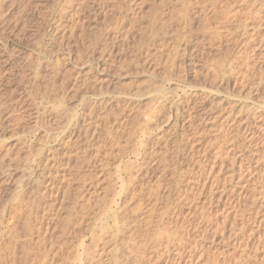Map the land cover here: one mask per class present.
<instances>
[{"label": "rangeland", "instance_id": "obj_1", "mask_svg": "<svg viewBox=\"0 0 264 264\" xmlns=\"http://www.w3.org/2000/svg\"><path fill=\"white\" fill-rule=\"evenodd\" d=\"M263 1L0 0V263L72 264L87 205L95 238L113 231L112 211L126 203L120 165L142 183L165 175L163 219L146 243L172 224L196 244L180 264H264ZM67 125L80 130L76 156L66 135L61 146L53 138ZM85 130L91 145L101 134L100 154L85 151ZM85 153L101 173L81 196ZM161 249V264H174L175 250Z\"/></svg>", "mask_w": 264, "mask_h": 264}, {"label": "bare ground", "instance_id": "obj_2", "mask_svg": "<svg viewBox=\"0 0 264 264\" xmlns=\"http://www.w3.org/2000/svg\"><path fill=\"white\" fill-rule=\"evenodd\" d=\"M185 0H183V2H184ZM254 1H256V0H254ZM260 1V0H259ZM262 1V0H261ZM253 2V1H252ZM264 2V1H263ZM263 2H259V3H263ZM255 3V2H254ZM182 4V3H181ZM184 4V3H183ZM189 4V3H188ZM264 4V3H263ZM185 6V5H184ZM182 7V6H181ZM263 7V6H262ZM189 8V7H188ZM186 10V9H185ZM260 10V9H259ZM182 13V12H181ZM184 13H186V12H184ZM226 14V13H225ZM248 14V13H247ZM256 14V13H255ZM183 15V14H182ZM236 15V14H235ZM225 16V15H224ZM223 16V18H225ZM246 16V15H245ZM255 16V15H254ZM185 17V16H184ZM189 17V16H188ZM243 18V17H242ZM226 19V18H225ZM232 19V18H231ZM182 20V19H181ZM188 20V19H187ZM229 20V19H228ZM240 20V19H239ZM243 20V19H242ZM161 21V20H160ZM231 21V20H230ZM235 21V20H234ZM238 22V21H237ZM240 22V21H239ZM243 22V21H242ZM246 22V21H245ZM234 23V22H233ZM235 24V23H234ZM164 25H165V23H164ZM166 26V25H165ZM185 26V25H184ZM239 26V25H238ZM153 27V26H152ZM171 27V26H170ZM234 27V26H233ZM236 28V27H235ZM120 29V28H119ZM157 29V28H156ZM165 29V28H164ZM228 30H229V28H228ZM152 31V30H151ZM156 31V30H155ZM168 32V31H167ZM232 32V31H231ZM234 32V31H233ZM145 34V33H144ZM164 34H166V33H164ZM168 34V33H167ZM229 34V33H228ZM94 35V34H93ZM95 35H97V34H95ZM146 35V34H145ZM153 35V34H152ZM150 36V35H149ZM97 37V36H96ZM264 37V36H263ZM100 38V37H99ZM106 38V37H105ZM97 39V38H96ZM95 39V40H96ZM108 39V38H107ZM147 39V38H146ZM101 42V41H100ZM244 46V45H243ZM160 48H162V47H160ZM158 49V48H157ZM91 50V49H90ZM96 51V50H95ZM245 51V50H244ZM3 54V53H2ZM93 57V56H92ZM98 57V56H97ZM91 58V57H90ZM99 58V57H98ZM236 58V57H235ZM240 58H242V57H240ZM95 59V58H94ZM96 60H98V59H96ZM90 64V63H89ZM239 64V63H238ZM94 65V64H93ZM89 66H91V65H89ZM93 69V68H92ZM91 71V70H90ZM106 71V70H105ZM102 72V71H101ZM86 81H87V79H86ZM92 83V82H91ZM78 85V84H77ZM93 85V84H92ZM80 87V86H79ZM100 88V87H99ZM148 89V88H147ZM157 89V88H156ZM183 90V89H182ZM100 91V90H99ZM145 91H146V89H145ZM160 91V90H159ZM142 92V91H141ZM153 92V91H152ZM183 92V91H182ZM119 93V92H118ZM161 92H159V94H160ZM90 94V93H89ZM87 95V94H86ZM119 95V94H118ZM136 95V94H135ZM156 95V94H155ZM164 95V94H163ZM168 96V94H165L164 96ZM170 95V94H169ZM120 96V95H119ZM128 96V95H127ZM160 96V95H159ZM132 97V96H131ZM156 98V97H155ZM158 98V97H157ZM166 98H168V97H166ZM165 98V99H166ZM157 100V99H156ZM164 100V99H163ZM169 99H167V101H168ZM151 101H152V99H151ZM91 102V101H90ZM153 102V101H152ZM163 102V101H162ZM172 103V102H171ZM160 104H162V103H160ZM164 104V103H163ZM162 104V105H163ZM182 104V103H181ZM153 105V104H152ZM151 105V106H152ZM161 106V105H160ZM159 106V107H160ZM88 107V106H87ZM156 107V106H155ZM155 107L153 106L152 107V109L154 108L155 109ZM164 107V106H163ZM166 107V106H165ZM194 107V106H193ZM193 107L191 106L190 108H188V109H193ZM159 109V108H158ZM169 109V108H168ZM176 109V108H175ZM156 110V109H155ZM160 110V109H159ZM162 110V109H161ZM160 110V111H161ZM186 110V109H185ZM189 110V111H190ZM166 111V110H165ZM162 112V111H161ZM163 112H164V110H163ZM151 113V112H150ZM154 113V112H153ZM193 113V112H192ZM91 114H93V113H91ZM147 115V114H146ZM159 115V114H158ZM158 115H156V116H158ZM163 115V114H162ZM200 115V114H199ZM71 116V115H70ZM87 116V115H86ZM147 118V122H152V120H157V118H155L154 116H153V114L151 113V114H149L148 115V117H146ZM163 118V117H162ZM159 119V118H158ZM190 119V118H189ZM183 120V119H182ZM79 121V120H78ZM59 122V121H58ZM61 122V121H60ZM65 122V121H64ZM86 122H87V120H86ZM127 122V121H126ZM176 122V121H175ZM78 123V122H77ZM88 123V122H87ZM70 124V123H69ZM144 124V123H143ZM182 124V123H181ZM74 125H75V123H74ZM73 125V126H74ZM122 125V124H121ZM192 125V124H191ZM68 126V127H67ZM66 127L67 128H62V129H65V130H62V131H60L61 132V134L60 133H57L56 134V136L55 137H53L54 138V141L56 142V140L58 141V143L60 144V146H61V144H63V139H64V136H65V138H67L68 139V141H67V143H65L64 144V146L65 145H67V147L66 148H70L71 150L69 151V153L68 154H72V152H74V154H75V156L77 155V153H79V150H78V152H77V149H78V147H79V144H81L82 142L80 141V139H79V134H80V128L78 129L79 130V133L77 132V131H71V129L72 128H70L71 126H69V125H67ZM100 126V125H99ZM87 128H89V127H87ZM140 128V127H139ZM147 128V127H146ZM154 128V127H153ZM185 128H187V127H185ZM190 128V127H189ZM74 129V128H73ZM72 129V130H73ZM118 129H119V127H118ZM125 129V128H124ZM56 130H57V128H56ZM87 130V129H86ZM85 130V132H86V139L85 140H87L86 141V152L88 151V149H91L93 146H96V150H97V154H100L101 153V151H102V149L106 146L105 145V142H104V140H103V138H101L102 136H101V134H98V136L97 137H95L94 139L92 138V136H91V138H92V141H94L95 142V144H93V145H91L90 144V142L91 141H89V138H88V136H90V135H88V131H86ZM97 130V129H96ZM140 130H142L141 128H140ZM143 130H145L144 128H143ZM142 130V131H143ZM138 131H139V129H138ZM192 131V130H191ZM244 131V130H243ZM84 132V133H85ZM93 132V131H92ZM96 132V131H95ZM94 132V133H95ZM141 132V131H140ZM83 133V134H84ZM139 133V132H138ZM78 134V135H77ZM96 134V135H97ZM136 134H137V132H136ZM140 134V133H139ZM55 135V134H54ZM94 135V134H93ZM135 135V134H134ZM50 136V135H49ZM137 136V135H136ZM184 136V135H183ZM134 138V137H133ZM116 139V138H115ZM187 139V138H186ZM91 140V139H90ZM136 140V139H135ZM134 140V141H135ZM66 141V140H65ZM71 141V142H70ZM112 141V140H111ZM170 141V140H169ZM211 141V140H210ZM93 142V143H94ZM139 142V141H138ZM142 142V141H141ZM114 144V143H113ZM139 144V143H138ZM215 144H217V143H215ZM83 146V145H82ZM112 146V145H111ZM50 147V146H49ZM115 147V146H114ZM47 148V147H46ZM54 148V147H53ZM61 148V147H60ZM82 148V147H81ZM80 148V149H81ZM144 148V147H143ZM218 148V147H217ZM47 149H49V148H47ZM82 149H84V147L82 148ZM219 149V148H218ZM54 150V149H53ZM206 150V149H205ZM49 151V150H48ZM51 152H53V151H51ZM68 152V151H67ZM81 152V151H80ZM146 152V151H145ZM43 153V152H42ZM49 153H50V151H49ZM88 153V152H87ZM47 154V153H46ZM73 154V155H74ZM84 154V153H83ZM86 154V153H85ZM157 154V153H156ZM164 154V153H163ZM48 155V154H47ZM64 155V154H63ZM81 155H82V153H81ZM89 155V154H88ZM87 154H86V178L84 179H81L82 180V184H81V190L79 189V191H81L80 193H79V195H81L82 196V192H83V189L84 190H89V189H91L93 186L95 187H97V185H99V179H96L98 176H99V174L101 173H97V172H95L94 171V169L96 170V167H97V161L95 160L94 162H90L93 158H91V160H90V158H89V156H88ZM217 155V154H216ZM51 157H52V159L55 157H53L52 155H50ZM57 156H58V154H57ZM80 156V155H79ZM83 156V155H82ZM99 156V155H98ZM158 156V155H157ZM209 156V155H208ZM60 157V156H59ZM144 157V156H143ZM142 157V158H143ZM48 159H50V160H52L51 158H49V157H47ZM47 158L45 159V162H47ZM214 158V157H213ZM39 159V158H38ZM95 159V158H94ZM198 159V158H197ZM33 161H35V160H33ZM49 161V160H48ZM53 161V160H52ZM194 161H196V160H194ZM209 161V160H208ZM36 163V162H35ZM50 163V162H49ZM56 163V162H55ZM100 163V162H99ZM47 164H48V162H47ZM52 164V163H51ZM101 164H102V162H101ZM100 164V165H101ZM148 164V163H147ZM49 165V164H48ZM37 166V165H36ZM42 166V165H41ZM51 166V165H50ZM141 167H142V165H140ZM47 167V166H46ZM52 167H54V166H52ZM100 167V166H99ZM102 167V166H101ZM104 167V166H103ZM102 167V168H103ZM153 167V166H152ZM156 167V166H155ZM165 167V166H164ZM126 168H127V165H126V167L124 168L125 170H126ZM138 169V171L137 172H139V171H141V170H143V169H141L140 170V167H137ZM196 167H194V169H195ZM198 168V167H197ZM196 168V169H197ZM129 169V168H128ZM152 169V168H151ZM156 169V168H155ZM154 169V170H155ZM165 169V168H164ZM195 169V170H196ZM102 170V169H101ZM100 170V171H101ZM153 170V171H154ZM55 171V170H54ZM59 171V170H58ZM91 171L92 172H94L93 174H91ZM165 172V171H164ZM197 172V171H196ZM208 173H207V178H208V175H209V171H207ZM130 173V172H129ZM145 173H147V172H145L144 171V174ZM159 173V172H158ZM57 174V173H56ZM98 174V175H97ZM125 174V172L123 173V170H122V167L120 166V165H118L117 167H116V170H115V173H114V175L116 176L115 177V180L119 183V184H121V186H120V191H121V195H122V197L124 198V200H125V205H123V206H119V210L118 209H116L115 211H112L113 212V216H111V217H113V219H114V221H112V223H114V225H113V231L111 230L110 231V228H108L107 227V229L106 230H108L107 231V233H108V235H107V233H104V232H101L102 231V229H103V227H104V229H105V226H100V231H99V233H101V234H98L97 232H96V238H95V236L93 235L94 233V231L92 230V217L90 216V213H88V212H90V211H88V209H90V208H88V206L89 205H87L85 208H84V215H85V219L86 220H84V222H82V223H80V224H83V228L84 227H86L85 229L87 230H85V229H83L84 231H86V232H88V233H90L91 234V239H88V240H90L91 242H89V243H87V245H86V232L85 233H83V235H81V236H79V239H78V241H76V243L75 244H77V245H75V244H73V245H75L74 247V249H75V253L73 254V250H72V254L71 253H69V254H71L72 255V264H74V263H76V262H74L75 260L76 261H78L79 263H77V264H161L163 261L161 260V254L159 255L158 253H160V251L158 250L159 249V247L160 246H162V249L163 248H165V250L166 249H168L169 251L170 250H172V249H174L175 250V253H173L174 254V256H172V257H170V259H168V257H167V259L168 260H172L171 258H173V260L175 259L176 260V262L175 261H173L174 262V264H177V263H181L182 262V259L180 258V256L181 255H185V254H189V255H194V249H195V245L196 244H190V243H188L189 242V229H187V228H185V230L184 229H182V228H184V227H182V226H180L181 227V230L179 229V230H177V228L176 229H174V226H172V224L170 225L171 227H172V229L170 228V227H164V232H162V233H160V238L158 239V237L156 238V241H157V239L159 240V241H155V242H151L150 240H148V241H150V243H146V240H147V235L149 234H147V232L152 228V223L155 221V219H157L158 221L159 220H161V219H163L162 217V215H163V213H162V211H163V207H165V206H163L164 205V203L163 202H160V198H157V195H159L158 193H157V189H159L160 190V188L161 187H159L160 185H163V180H164V178H165V175H164V173H159L157 176H155V180L154 181H144L143 183L142 182H139L140 180H139V175H132V174H128V175H124ZM135 174V173H134ZM139 174H142L141 172L139 173ZM150 174V173H149ZM50 175V174H49ZM146 175V174H145ZM155 175V174H154ZM74 176V175H73ZM97 176V177H96ZM101 176V175H100ZM144 176V175H143ZM149 176V175H148ZM212 176V175H211ZM78 178L79 177V175L78 176H76L75 175V177L74 178ZM81 177V176H80ZM83 177V176H82ZM154 177V176H153ZM62 178V177H61ZM73 178V177H72ZM76 178V179H77ZM140 178H142V177H140ZM207 178H205L206 180H207ZM145 179H147V178H145ZM210 179V178H209ZM79 180V179H78ZM142 180V179H141ZM179 180V179H178ZM205 180V181H206ZM187 181H190V182H198V181H200L199 179H196L195 177L192 179H188ZM202 181V180H201ZM179 182V181H178ZM85 183H86V186H84L85 185ZM200 183V182H199ZM198 184V183H197ZM204 185V184H203ZM67 186V185H66ZM59 187V186H58ZM85 187V188H84ZM67 190V191H66ZM64 191H66L67 192V194H68V191H69V188L68 189H66L65 188V190ZM57 192V191H56ZM51 193V192H50ZM97 193V192H96ZM99 193H101V192H99ZM168 193V192H167ZM178 193V192H177ZM187 193V192H186ZM23 195V194H22ZM25 195V194H24ZM32 195V194H31ZM64 195H65V193H64ZM120 195V194H119ZM159 196H162V195H159ZM168 196V195H167ZM30 197V196H29ZM50 197V196H49ZM54 197H56V196H54ZM120 197V196H119ZM27 199V198H26ZM18 200V199H17ZM21 201H22V199H20ZM166 200V199H165ZM26 202V201H25ZM35 203V202H34ZM95 203V204H94ZM93 203V205L94 206H98L99 205V203H100V201L98 202V203H96V202H94ZM22 204V203H21ZM18 205V204H17ZM20 205V204H19ZM93 205H91V208H92V206ZM122 205V204H121ZM25 206H27V204L25 205ZM31 206V205H30ZM114 206H116V205H114ZM128 207H131V209H130V213L128 212V211H126L127 210V208ZM19 208V207H18ZM28 208V207H27ZM33 208V207H32ZM110 208H111V206H110ZM93 209V208H92ZM112 209H110V211H111ZM171 210V209H170ZM21 210H19V212H20ZM31 211V210H30ZM29 211V212H30ZM27 212V211H26ZM33 212V211H32ZM93 212V211H92ZM126 212H128L129 213V215L127 214V215H125L126 214ZM166 212H167V210H166ZM170 213V212H169ZM177 213V212H176ZM110 214V213H109ZM167 214V213H166ZM35 215V214H34ZM91 215H93V214H91ZM94 215H95V212H94ZM94 215H93V221L97 218V215H95L96 216V218L94 217ZM105 215H106V213H105ZM108 215V214H107ZM106 215V216H107ZM173 215V214H172ZM102 215H100V217H101ZM104 216V215H103ZM175 216V215H174ZM110 217V218H111ZM12 218V217H11ZM104 218V217H103ZM107 218V217H106ZM109 218H107V220H108ZM29 220L31 221V218H29ZM97 220V219H96ZM96 220H95V222H96ZM110 220V219H109ZM29 221V222H30ZM81 221H82V219H81ZM80 221V222H81ZM98 222H100V224L101 225H105L107 222L105 221V219H99V220H97ZM103 221H105L106 223H104ZM157 222V221H156ZM156 222H155V224H156ZM164 222V221H163ZM171 222V221H170ZM9 223V222H8ZM31 224H32V222H31ZM30 224V225H31ZM80 224H78V226L80 225ZM166 224H167V222H166ZM175 224V223H174ZM26 225H27V223H26ZM107 225H108V223H107ZM165 225V224H164ZM163 225V226H164ZM29 226V225H28ZM33 226V225H32ZM98 226V225H97ZM184 226V225H183ZM14 227V226H13ZM36 227V226H35ZM154 227V226H153ZM15 228H17V227H15ZM14 228V229H15ZM37 228V227H36ZM112 228V227H111ZM157 228V227H156ZM46 229H48V228H46ZM51 229V228H50ZM153 229H155V227L153 228ZM152 229V231H154ZM163 229V228H162ZM10 230H11V228H10ZM18 230V229H17ZM16 230V231H17ZM26 230H28V229H26ZM12 231V230H11ZM31 231V230H30ZM46 231V230H45ZM93 231V232H92ZM98 231V230H97ZM159 231V230H158ZM83 232V231H82ZM81 232V233H82ZM157 232V231H156ZM161 232V231H160ZM169 232L170 233H174V235H172V236H170L169 235ZM9 233V232H8ZM7 233V234H8ZM13 233V232H12ZM15 233V232H14ZM39 233V232H38ZM70 233V232H69ZM93 233V234H92ZM158 233V232H157ZM157 233H155V234H153L152 235V237L151 238H154L153 236H158V234ZM18 234V233H17ZM24 234V233H23ZM30 234V233H29ZM28 234V235H29ZM32 234V233H31ZM73 234V233H72ZM76 234V233H75ZM102 234H104V235H106L107 237H105L104 235L102 236V237H105L104 238V240H103V238H97L98 237V235H99V237H100V235H102ZM147 234V235H146ZM151 234V233H150ZM9 235V234H8ZM11 235V234H10ZM14 235V234H13ZM26 236V235H25ZM77 236V235H76ZM10 237V236H9ZM8 237V238H9ZM14 237V236H13ZM37 237V236H36ZM7 238V239H8ZM107 238V239H106ZM149 238H150V236H149ZM15 239V238H14ZM16 239H18V238H16ZM21 239V238H20ZM74 239V238H73ZM106 239V240H105ZM193 239V238H192ZM8 240H10V239H8ZM187 240V241H186ZM195 240V239H194ZM12 241V240H11ZM16 241V240H15ZM19 242H20V240H18ZM22 241V240H21ZM23 241H24V239H23ZM28 242H29V240H27ZM106 241H108V242H106ZM109 241H111V243H115V246H113L114 248H106L105 247V245L107 244V245H109L108 243H109ZM192 241V240H191ZM13 242V241H12ZM44 242V241H43ZM73 242V241H72ZM75 242V241H74ZM194 242V241H193ZM11 243V242H10ZM10 243H7L6 245L7 246H9V244ZM23 243V242H22ZM22 243H20L21 245H22ZM39 243V242H38ZM37 243V244H38ZM42 243V242H41ZM41 243H40V245H41ZM52 243H54V242H52ZM110 243V244H111ZM14 244V243H13ZM17 244V243H16ZM34 244V243H33ZM90 246H89V245ZM5 245V244H4ZM6 245H5V247L4 248H6ZM26 245V244H25ZM24 245V246H25ZM30 245H32V244H30ZM29 245V246H30ZM36 245V244H35ZM39 245V244H38ZM45 245V244H44ZM50 245V244H49ZM67 245V244H66ZM70 245V244H69ZM72 245V246H73ZM10 246H12L11 244H10ZM9 246V247H10ZM17 246H18V244H17ZM23 246V245H22ZM28 245H26V253L27 254H29L28 252H30L29 251V249H28V247H27ZM52 246H54V244L52 245ZM58 246V245H57ZM61 246V245H60ZM88 246V247H87ZM102 246V248H99V247H101ZM0 247H2V246H0ZM8 247V249H11V248H9ZM37 247V246H36ZM51 247V246H50ZM49 247V248H50ZM190 249H189V248ZM14 248V247H13ZM13 248H12V250H13ZM16 248V247H15ZM20 248V247H19ZM25 248V247H24ZM97 248H99L100 250H101V252H97L96 251V249ZM7 249V248H6ZM7 249V250H8ZM33 249V248H32ZM51 249V248H50ZM61 249H63V248H61ZM72 249H73V247H72ZM161 249V250H162ZM188 249V250H187ZM1 250V249H0ZM2 250H3V248H2ZM1 250V251H2ZM7 250H5V251H7ZM18 250V249H17ZM22 250H24V249H22ZM34 250V249H33ZM38 250V249H37ZM41 250H42V248H41ZM98 250V249H97ZM173 250V251H174ZM9 251V250H8ZM14 251V250H13ZM36 251V250H35ZM45 251H48V250H45ZM67 252L68 251H70V250H66ZM65 251V252H66ZM15 252V251H14ZM32 252V251H31ZM50 252V251H49ZM67 252H66V254L65 255H67ZM194 252V253H193ZM10 253V252H9ZM13 253V252H12ZM36 253V252H35ZM47 253V252H46ZM46 253H43V254H46ZM62 253H63V250H62ZM6 254V253H5ZM18 254V253H17ZM31 254H34V253H31ZM40 254V253H39ZM42 254V255H43ZM55 254H56V252H55ZM170 254V253H169ZM11 255V254H10ZM15 255V254H14ZM36 255V254H35ZM61 255H63L64 256V254H61ZM60 255V256H61ZM71 255H70V257H71ZM163 256H164V254H162ZM5 256V255H4ZM12 256V255H11ZM17 256V255H16ZM21 256H22V254H21ZM25 256V255H24ZM37 256V255H36ZM59 256V255H58ZM167 255H165L164 257H166ZM23 257V256H22ZM27 257H28V255H27ZM40 257V256H39ZM54 257V256H53ZM69 258L70 259V257L67 255V256H65L63 259H65V258ZM189 257V256H188ZM2 258V257H1ZM3 258H5V257H3ZM21 258V257H20ZM25 258V257H24ZM41 258H43V257H41ZM6 259V258H5ZM8 259V258H7ZM13 259H14V257H13ZM29 259H30V257H29ZM34 259V258H33ZM47 259V258H46ZM62 259V258H61ZM163 259V258H162ZM4 260V259H3ZM11 260H12V258H11ZM16 260V259H15ZM67 260V261H66ZM65 261H66V263L67 262H69L68 261V259H66ZM165 261H167L166 259H164ZM185 260V259H184ZM7 261V260H6ZM16 261H21V260H16ZM25 261V260H24ZM26 261H27V259H26ZM40 261V260H39ZM46 261V260H45ZM61 261V260H60ZM65 261H64V263H65ZM4 262V261H3ZM30 262V261H29ZM40 262H43V261H40ZM59 262V261H58ZM74 262V263H73ZM169 261H167V263H168ZM172 262V263H173ZM214 262V261H213ZM2 263V262H1ZM0 263V264H1ZM15 263V262H14ZM25 263V262H24ZM31 263H32V261H31ZM30 263V264H31ZM60 263V262H59ZM70 263H71V260H70ZM69 263V264H70ZM165 264H166V262H164ZM12 264V263H11ZM18 264H19V262H18ZM26 264V263H25ZM36 264V263H35ZM45 264V263H44ZM171 264V263H170ZM215 264V263H214Z\"/></svg>", "mask_w": 264, "mask_h": 264}]
</instances>
